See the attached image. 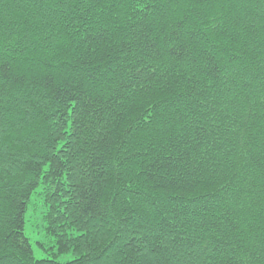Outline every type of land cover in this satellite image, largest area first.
I'll return each mask as SVG.
<instances>
[{
  "label": "trees",
  "instance_id": "1",
  "mask_svg": "<svg viewBox=\"0 0 264 264\" xmlns=\"http://www.w3.org/2000/svg\"><path fill=\"white\" fill-rule=\"evenodd\" d=\"M70 253L264 264V0H0V264Z\"/></svg>",
  "mask_w": 264,
  "mask_h": 264
},
{
  "label": "rangeland",
  "instance_id": "2",
  "mask_svg": "<svg viewBox=\"0 0 264 264\" xmlns=\"http://www.w3.org/2000/svg\"><path fill=\"white\" fill-rule=\"evenodd\" d=\"M34 203H36L35 200L29 206L25 234L32 245L35 258L38 260L49 259L53 257L52 254L55 253L56 250L52 248L54 246L52 238L47 236L45 222L42 219L40 210L37 212L32 211V207L35 205ZM42 246H44L45 249ZM73 259L74 256L70 253L59 256L57 262L63 264L68 263Z\"/></svg>",
  "mask_w": 264,
  "mask_h": 264
}]
</instances>
